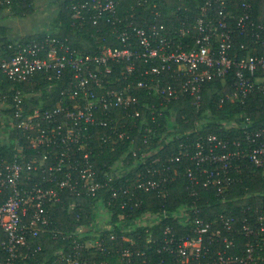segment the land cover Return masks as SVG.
Returning a JSON list of instances; mask_svg holds the SVG:
<instances>
[{
	"label": "built area",
	"instance_id": "built-area-1",
	"mask_svg": "<svg viewBox=\"0 0 264 264\" xmlns=\"http://www.w3.org/2000/svg\"><path fill=\"white\" fill-rule=\"evenodd\" d=\"M13 1L0 0V12L10 9ZM145 3L149 0H137V4ZM119 5L120 0H84L71 6L72 18L77 21L90 19L94 25L102 21L111 24L110 31L118 45L98 43L92 53L82 54L65 41L48 36L10 44V57L0 59V77L12 84L9 89L0 88V143L9 146L8 151L0 149V199L4 198L0 200V229L6 234L0 242L3 252L0 264H17L22 248L32 249L31 238L48 231L50 207L62 201L67 189L72 195L95 200H102V194L109 191L108 198L96 208L98 214L101 208L106 209L109 216L108 208L128 206L140 190L168 199L170 187L181 171L172 169L173 156L171 165L155 154L163 145L160 140L153 143L158 129L142 123H147L148 116L153 120L162 116V108L169 102L187 98L199 108L206 83L220 78L226 84L228 77L232 78L233 91L220 97V106L225 99L242 104L254 93L264 94V80L260 81L259 76L264 71V52L259 50L264 49V20L255 19L253 0H203L194 10L179 6L178 10L183 8L184 14L180 16L177 12L174 16L177 20L170 23L161 21L164 14L159 9L143 24L136 22L134 11L124 19ZM150 5L158 7L156 2ZM237 35L250 38L251 44L242 42L237 48ZM241 51L247 53L239 55ZM123 62L121 75L124 78L134 75L136 79L113 88L109 76ZM37 74L47 77L49 88L69 74L72 86L61 91L53 109L35 110L23 117L24 99L29 93L15 85L32 83ZM144 91L152 94L153 101L145 99ZM120 111L133 120L143 119L134 127L144 134L143 144L138 149L131 145L125 154V157L132 154L133 168L141 169L134 178L126 177L115 185L117 176L122 178L124 173H130L129 168L113 167L99 174L92 156L100 147L110 146L114 150L119 140L129 136L132 126L113 115ZM7 119L12 122L10 125ZM238 126L243 138L234 139L232 145L216 134L181 143L179 155L187 148L193 161L184 171L185 178H181L191 196H198L199 188L216 187L220 192L228 188L236 179L232 170L237 157L263 165L264 128L254 130L249 122ZM95 127L106 128L98 144L99 137L95 140L93 134ZM15 130H21L31 141L34 153L29 154L25 144L18 145L16 138L11 148L9 136ZM179 155L175 160H180ZM40 172L44 174L40 176ZM36 174L39 180L33 181ZM198 213L196 203H185L174 212L168 208L161 212L163 218L180 216L195 233L176 237L170 225L165 228L163 246L177 256V264H252L260 258L264 260V256L253 253L254 243L249 244L246 255H225L235 245V239L223 235L221 228L234 229L235 217L222 212L218 220H206ZM144 218L148 223L135 221L145 226L161 221L152 213ZM97 228L107 226L100 227L97 223ZM84 229L81 225L74 232L53 229L55 238H72L75 243L73 252L63 255L64 264H136L129 249L121 252L122 262H89L80 251L84 244L75 237ZM243 229L247 235L257 236L255 245L263 246L264 210L256 226L244 224ZM215 237L223 239L225 248L212 257L208 244H213ZM41 249L37 245L34 252Z\"/></svg>",
	"mask_w": 264,
	"mask_h": 264
},
{
	"label": "trees",
	"instance_id": "trees-1",
	"mask_svg": "<svg viewBox=\"0 0 264 264\" xmlns=\"http://www.w3.org/2000/svg\"><path fill=\"white\" fill-rule=\"evenodd\" d=\"M79 1L84 0H54V2L58 3V7L56 15L50 23L49 30L24 37L11 38L5 32L10 31V29L2 27L4 33H1L0 36V59L10 57L12 53L10 44L16 45L17 43L27 42L32 39L42 40L48 36L54 37L59 41H65L72 49H77L82 54L92 53L96 50L98 43L118 45L119 43L114 34H111V24L106 21H102L99 25H94L90 19L80 22L72 18V3ZM202 1L149 0V3L137 4V0H120L118 7L119 13L124 19H126L129 12H136L135 18L139 24H143L146 19L150 16L152 17L154 12L159 9L164 14L161 21L170 23L177 20L174 17L177 12L180 16L184 14L183 8L178 10L179 6H187L190 10H194L195 6ZM153 2L158 4L157 8H153L150 5ZM36 8L35 0H14L10 11L15 16L25 17L36 10ZM253 11L255 19L263 21L264 0H253ZM176 23L178 24V22ZM251 41L250 38L236 36L237 48H239L240 43L245 42L250 45ZM259 50L264 52V49ZM246 53V51H241L239 55ZM124 64L125 62L116 65L114 72L109 76L110 79L107 78L108 82L112 81L113 88H119L126 81H135L136 79L134 75L125 78L121 75ZM259 76L260 81H263L264 71H260ZM69 77L70 75L66 74L63 81H58L51 88H49L50 83L44 74H37L32 83L15 85L17 89L29 93V96L24 99L23 117L33 114L35 110L43 112L56 107L61 96V91L72 86ZM3 79V83H0V88L4 90L9 89L12 86L11 82L4 77ZM228 80L226 84H223L224 80L220 78L206 83L202 104L199 108L187 98L173 100L162 108V116L157 115V119L155 120L148 116L146 118L147 123H142L143 119L133 120L122 111L113 114L114 116L118 115L120 120H124L123 122L132 127L129 128V136H125L123 140H119L115 144L114 150H111L110 146L98 148V151L92 156L93 160L96 161L95 168H97L99 174L103 173V171H110V168L113 167L119 170L123 166L122 161L125 160L124 167L121 170L127 167L130 173H124L122 178L117 176L113 184L120 185L126 177L134 178L141 168H133L132 154L130 157L129 155L125 157V154L129 151L131 145L138 149L143 144L144 134L143 131H139V128L134 127V125L135 123L138 125L142 123L144 126L151 125L157 127L158 135L155 137L153 143L160 140L159 142L163 145L155 154L161 155L163 159L168 161L166 163L171 165L170 159L173 156L172 169H179L181 171L176 182L170 187L168 199H163L155 192L140 190L128 206L121 208L115 205L108 208L111 215L107 228L98 230L97 223L100 224L101 221L99 214L96 213V208L98 205L104 203V199L108 198L109 191L102 194V200H95L89 197L72 195L70 194V190L67 189L63 192L62 201L54 203L50 207L51 224L47 227L48 231L43 232L35 238H31L30 244L32 249L22 248V257L18 259L17 264H60L61 261V264H64L65 260H62L63 255L72 253L75 243H73L72 238H55L53 229L74 232L79 229L80 225L84 226L85 229L78 232L75 237L81 241V244H84H82L83 246L80 251L82 256L89 262H99L102 260L122 262L123 260L120 257L121 252L124 249H129L136 264H158L162 260L165 264H177V256L164 249L165 228L170 225L172 227L171 232L176 237L194 235L195 233L190 224L180 220V216L174 217L171 215L163 218L161 212L164 208H168L174 212L185 203H196L199 207L198 214L206 220H218L222 212L228 216L235 217L234 229L227 230L221 228L223 235H228L235 239V245L228 248L225 255H246L249 244L254 243L253 253L257 256H264V245H255L257 236L254 234L247 235L243 229L244 224L256 226L258 224V216L264 210V163L261 166H257L248 159L237 157L232 170V174L236 179L228 188H224L221 192L216 187H206L198 189V196H191L189 194L190 190L185 188L183 185L184 180L181 179L185 178L184 171L186 167L190 163H193L190 155H187L189 149L184 148L182 154L179 155L182 149V142H192L199 137L207 139L211 134H216L220 139L229 140L232 145L234 139L243 138L242 130L238 126L242 122H249L252 124L254 130L264 128V94L254 93L246 103L242 104L225 99L222 106L219 105L220 97L226 96L233 91L232 78L228 77ZM144 96H146V100L153 101L152 94L144 91ZM106 118L109 119L108 117ZM6 122H8V125L12 123L9 119ZM231 124L234 125L230 126ZM122 129L120 128V130ZM105 131L106 128L101 127L93 129V134L96 135L95 140L99 137L96 141L97 144L100 142V137H103ZM15 138L18 145H26L29 154L34 153L31 141L22 135L21 130H15L13 135L9 136L11 148L15 146ZM114 138L117 139V135H114ZM8 148L9 146H2L0 143V149L8 151ZM177 155L180 156L179 161L175 160V156ZM123 172L121 171L120 173ZM42 174L44 173L40 172V176ZM37 177L38 174H36L33 181H38L39 178L37 179ZM141 198L142 202H138ZM3 199L1 198L0 200ZM73 203L79 205L73 207ZM151 213L156 216V219L158 217L161 220L158 224L139 225L134 230H131V227H129L131 221L139 220ZM5 237L6 234L0 229V242ZM87 241H95L97 246L89 247L86 245ZM37 245H41L42 249L34 252ZM208 247L210 248V255L215 257L218 250H224L225 243L222 238L215 237L213 244H208ZM2 253L0 247V255ZM252 264H264V260L260 258L257 263Z\"/></svg>",
	"mask_w": 264,
	"mask_h": 264
},
{
	"label": "rangeland",
	"instance_id": "rangeland-1",
	"mask_svg": "<svg viewBox=\"0 0 264 264\" xmlns=\"http://www.w3.org/2000/svg\"><path fill=\"white\" fill-rule=\"evenodd\" d=\"M35 4L37 7L36 10L32 11L28 16L25 17L15 16L10 11L11 8L3 10L0 13H5L7 16H11L10 23H15L16 21L12 27L13 32L15 33L27 35L49 30L51 26L50 23L54 19L57 12L58 3L54 2V0H35ZM13 18L16 20L14 21ZM109 217L110 216L108 215L106 209L101 208V211L99 212V219L101 221L100 227H105L108 225ZM140 219L138 220L141 222L140 224L148 223L147 218H142L141 221ZM140 224H138L136 221H132L129 227H131V230H134ZM86 245L89 247L97 246L95 241H87Z\"/></svg>",
	"mask_w": 264,
	"mask_h": 264
},
{
	"label": "crops",
	"instance_id": "crops-1",
	"mask_svg": "<svg viewBox=\"0 0 264 264\" xmlns=\"http://www.w3.org/2000/svg\"><path fill=\"white\" fill-rule=\"evenodd\" d=\"M13 20H14V18H13ZM10 22H11V16H7L5 13H0V36H1V33H4V30L2 29V27H8L10 29V31H5V32H7L6 34H8V37H11V38H17V37L19 38V37H24V36L30 35V34L22 35L21 33L19 34V33L13 32L12 27L16 23V21H15V23H10ZM3 80L4 79L2 77H0V83H3ZM0 134H1V132H0Z\"/></svg>",
	"mask_w": 264,
	"mask_h": 264
}]
</instances>
